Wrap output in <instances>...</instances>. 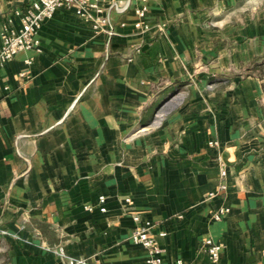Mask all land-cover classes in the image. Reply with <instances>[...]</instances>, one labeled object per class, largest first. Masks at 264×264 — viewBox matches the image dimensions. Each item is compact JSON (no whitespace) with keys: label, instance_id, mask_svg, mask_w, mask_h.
<instances>
[{"label":"crops","instance_id":"1","mask_svg":"<svg viewBox=\"0 0 264 264\" xmlns=\"http://www.w3.org/2000/svg\"><path fill=\"white\" fill-rule=\"evenodd\" d=\"M31 1L0 0V30ZM240 1L148 0L146 34L134 27L143 0L106 2L114 35L61 8L41 52L0 63V264H140L133 214L165 233L161 264H209L204 237L224 244L222 264H264V78L209 79L264 53L259 19L224 18ZM221 163L228 190L207 199Z\"/></svg>","mask_w":264,"mask_h":264},{"label":"built area","instance_id":"2","mask_svg":"<svg viewBox=\"0 0 264 264\" xmlns=\"http://www.w3.org/2000/svg\"><path fill=\"white\" fill-rule=\"evenodd\" d=\"M109 0H32L29 4L22 8H16L13 13L20 19V26L13 28V17L6 19L5 24L0 30L1 47H0V63H4L13 59L21 51H35L41 52L40 29L42 24L52 18L57 10L61 8L74 10L77 16L89 22L95 34L114 35L112 20L110 16L105 13L106 2ZM111 7L124 10L127 6L120 8L116 2H112ZM148 12V0H143V5L136 9V14L139 20L135 22L134 27L143 34L149 33L153 26L146 22L145 17ZM125 25V24H122ZM165 24H157L159 30L164 28ZM133 50L136 54L141 53V46L133 45ZM31 64V60L26 61ZM22 75H25L23 73ZM158 113L157 117L162 116ZM219 141H211L210 146L219 147ZM229 174L228 168L224 163L220 164L221 181L218 187L209 192L207 199H213L228 190L227 176ZM106 196L101 195L97 199V204L102 212H106L105 206ZM126 205L133 204L130 197L125 199ZM86 208L92 210L94 204H87ZM230 212V207L220 206L213 214L216 221L222 220ZM135 225L131 230L130 239L144 248L149 250L148 257L140 264H161L163 262V248L161 247L158 236L165 235L164 232L156 234L153 230L154 224L149 220H144L139 214H133ZM201 245L205 248L209 255V264H222V252L224 244L212 237H204ZM60 256L65 255V250L59 246L53 250ZM67 264H90L86 258H69ZM95 264H102L96 262ZM177 264H184L182 260H178Z\"/></svg>","mask_w":264,"mask_h":264},{"label":"rangeland","instance_id":"3","mask_svg":"<svg viewBox=\"0 0 264 264\" xmlns=\"http://www.w3.org/2000/svg\"><path fill=\"white\" fill-rule=\"evenodd\" d=\"M242 14H245L246 21H248L249 19L248 16H250L251 18L254 17L256 18V20L259 19L258 23L264 29V0H241L239 3L227 5V7L224 8L223 10V15L224 18H227L228 20L227 23L229 25V28L236 26L237 25L236 22L238 19H240L241 21ZM263 60H264V53L262 55L256 56L251 62H249L247 65L243 66L242 68H231L230 70H228L227 73H221V72L215 73V71H211L212 74L215 73V75L213 76L211 75V73H209L210 74L209 79L212 80L211 83H214V81L230 82L232 78H234L237 75H243V76L253 75L264 78ZM192 78H194V76ZM172 107L173 106L171 104L169 106L167 105L164 108H160L161 110L159 109L158 113H163L162 111H164L165 108L166 110H169Z\"/></svg>","mask_w":264,"mask_h":264},{"label":"trees","instance_id":"4","mask_svg":"<svg viewBox=\"0 0 264 264\" xmlns=\"http://www.w3.org/2000/svg\"><path fill=\"white\" fill-rule=\"evenodd\" d=\"M263 63H264V60H263ZM261 65V64H260ZM255 68H257V67H255ZM165 91H167V90H164L163 92H165Z\"/></svg>","mask_w":264,"mask_h":264}]
</instances>
